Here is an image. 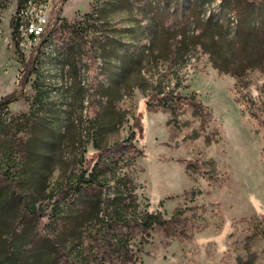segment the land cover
<instances>
[{
    "label": "rangeland",
    "instance_id": "obj_1",
    "mask_svg": "<svg viewBox=\"0 0 264 264\" xmlns=\"http://www.w3.org/2000/svg\"><path fill=\"white\" fill-rule=\"evenodd\" d=\"M26 1L46 5L47 35L21 44L15 13ZM223 4L206 12L226 22ZM174 6L0 0V99L12 96L0 104V192L14 210L9 189L26 163L29 192L46 194L32 233L53 238L73 212L83 237L51 249L55 264H264V73H220ZM118 195L127 214L161 211L167 222L116 225ZM6 213L0 232L20 226Z\"/></svg>",
    "mask_w": 264,
    "mask_h": 264
},
{
    "label": "trees",
    "instance_id": "obj_2",
    "mask_svg": "<svg viewBox=\"0 0 264 264\" xmlns=\"http://www.w3.org/2000/svg\"><path fill=\"white\" fill-rule=\"evenodd\" d=\"M167 2H170V0H167ZM183 2L184 0H175L173 9L175 18L180 17L187 22H194L193 28L190 31L188 30L189 35L190 33L193 35L198 30L194 34L196 43L209 54L212 65L220 73L231 74L237 79H242L248 72L253 70H260L264 73V0H223L224 16L227 17L226 22L220 17V14L211 11L206 12V8L213 0H186L187 8L182 5ZM46 35L43 34L42 37L44 38ZM111 56L114 60L119 59L118 46L112 48ZM262 91L264 93V83ZM11 97L1 98L0 104L6 105ZM129 140L131 141L132 138H128ZM121 144V142H118L116 145L120 146ZM101 155L99 153L98 157H101ZM52 162V159L47 157L43 160V167L51 168ZM26 166V163H24L19 168L20 175L23 176L21 180H18L21 186H16L13 190L9 189L7 199L9 202L14 201V210L8 208L7 201L2 199V191L0 192V229L4 227L2 223H4L8 210L14 213V220L20 224L11 231L0 232V238L5 235L4 239L1 240V245L7 246L6 252L0 254V264H32L30 261L36 263L37 257L39 263V257L46 252L50 256H48L46 263L55 264L56 258L51 259L52 253L50 250L54 248L60 250L62 247L69 246L70 242L74 244V240L70 239L71 236H73V239L76 237L81 239L83 237L80 230L82 224H75L70 220L74 216L73 212H66L53 238L43 239L37 233H32V220L35 217L44 215L38 202L46 194L42 191L29 192L30 186L33 184V178ZM94 167L97 169L99 164H94ZM50 171L51 169H49V172L39 171V174L42 178H48ZM7 178L9 179L8 175ZM130 179L125 178V183L131 182ZM129 203H133L138 207L137 198L134 195L130 196ZM128 208L129 205L124 202L120 195L112 198L109 210L112 213V219L117 223L116 225L120 223L119 218L121 216L126 218V224L133 220L145 231H148L153 225H163L167 222L161 211L143 210L136 212L135 208L133 214L129 212L127 214ZM115 222L111 224L114 225ZM114 241L115 244H121L118 239Z\"/></svg>",
    "mask_w": 264,
    "mask_h": 264
},
{
    "label": "built area",
    "instance_id": "obj_3",
    "mask_svg": "<svg viewBox=\"0 0 264 264\" xmlns=\"http://www.w3.org/2000/svg\"><path fill=\"white\" fill-rule=\"evenodd\" d=\"M46 5L35 1V5L20 6L15 13V26L18 38L21 44L30 37H42L46 30Z\"/></svg>",
    "mask_w": 264,
    "mask_h": 264
},
{
    "label": "bare ground",
    "instance_id": "obj_4",
    "mask_svg": "<svg viewBox=\"0 0 264 264\" xmlns=\"http://www.w3.org/2000/svg\"><path fill=\"white\" fill-rule=\"evenodd\" d=\"M33 1V0H32ZM30 2V1H29Z\"/></svg>",
    "mask_w": 264,
    "mask_h": 264
}]
</instances>
